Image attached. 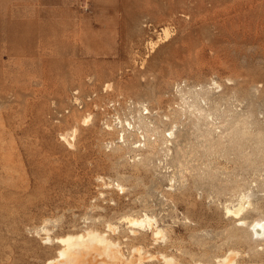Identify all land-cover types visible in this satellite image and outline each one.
<instances>
[{
    "label": "rangeland",
    "instance_id": "374dc122",
    "mask_svg": "<svg viewBox=\"0 0 264 264\" xmlns=\"http://www.w3.org/2000/svg\"><path fill=\"white\" fill-rule=\"evenodd\" d=\"M243 194L264 217V0H0V264L88 228L139 264H264ZM146 212L165 238L130 235Z\"/></svg>",
    "mask_w": 264,
    "mask_h": 264
},
{
    "label": "bare ground",
    "instance_id": "6f19581e",
    "mask_svg": "<svg viewBox=\"0 0 264 264\" xmlns=\"http://www.w3.org/2000/svg\"><path fill=\"white\" fill-rule=\"evenodd\" d=\"M108 85L109 84H107V86ZM145 109L146 111L143 113L146 114L148 112V107L146 106ZM199 109L200 108L198 107V110ZM202 113H203V110H202ZM139 116H140L141 121L143 120L144 117H147V115L144 116L141 114ZM88 121H89L88 117L84 118L85 123H87ZM126 123H128L129 126L132 125L131 122L128 120ZM125 127L127 128V126ZM132 127H134V125H132ZM125 130L126 129L122 128L119 131V135H120L119 137L122 138L123 142L126 141V136H125L126 131ZM73 131H75V129ZM148 140L146 138L147 142H149ZM135 142H138V141H134V143ZM140 142H142L141 139H140ZM138 143L136 145L137 146L139 145L140 147V144L142 143L140 144ZM144 144H146L145 141H144ZM117 185L119 186V183ZM249 204H251V202L247 199V195L243 194L236 204H233L231 206L229 205L226 207V212L228 213V215H231L237 218L240 224L248 226L249 229L254 234H256L257 238H260V239L264 238V217L256 219L250 223H248L242 217L247 207L250 206ZM125 220L127 222L128 227H130V230H129L130 235H132L135 238H139L142 234L144 235L147 234L152 239H154V242L155 241L157 242L159 239H163L166 236L165 234L166 230L164 231V228H162V225L161 226L159 225L156 217L147 214V212L141 216H126ZM108 229L112 230L113 233L118 232V225L109 223ZM141 230L146 231V233H144V231L143 233H141ZM46 239H49L50 241L49 236H47ZM55 240L59 242L62 246L59 248L58 254L55 257L49 258L47 260L46 262L47 264H139L142 262L141 261L142 258L146 256L147 258L148 257L150 258V256H152L149 252H145L144 247H143L144 245L143 246L133 245L134 247L131 251V255L127 256L123 250V246L121 245L119 241L114 240L113 238H110L106 231H99L93 228H88L82 232L68 233L66 235L55 238ZM156 256L160 260H162L164 264H178V262L175 261V258L172 255L167 256V254L165 255L158 254ZM236 256H237V252L230 250L225 255L217 257L215 263L195 261L192 264H235Z\"/></svg>",
    "mask_w": 264,
    "mask_h": 264
}]
</instances>
